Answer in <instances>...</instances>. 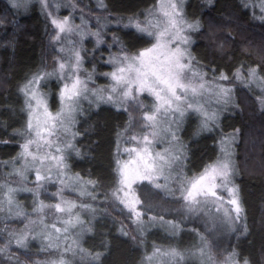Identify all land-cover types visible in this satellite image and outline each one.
Wrapping results in <instances>:
<instances>
[{
  "label": "snow or ice",
  "instance_id": "1",
  "mask_svg": "<svg viewBox=\"0 0 264 264\" xmlns=\"http://www.w3.org/2000/svg\"><path fill=\"white\" fill-rule=\"evenodd\" d=\"M28 2L11 0V5L19 8L27 6ZM39 3L42 10L48 12V0H39ZM183 4L184 0H157L143 20H129L126 27H134L142 36L148 37L145 43L149 46L135 53L121 47L119 54L110 56L105 62L112 64L113 70L102 73L110 81L108 85L90 86L95 84L94 70L81 75L84 56L77 42L69 41L72 47L68 49L67 58L61 57L52 71L36 72L19 88L24 97L23 110L27 119L24 129L15 133L23 142L12 164L14 172L9 176L14 174L26 181L25 173L31 170L35 180L31 187L28 183L13 186L8 180L0 182V237H7L0 240V264H4L5 259L16 261L13 243L17 249H27L29 241L38 237L42 251L59 254L50 264H76V257H79L80 264H85L86 260L95 264L100 260V253L86 250L81 243L83 236L92 232L91 226H85L82 213L94 215L95 206L64 195L66 190L79 188V197L87 196L91 201L98 198L95 181H84L78 173L73 175L70 171L71 156L81 155L75 141L80 135L76 124L78 115L83 113L84 101L97 107L101 103L111 104L125 111L128 110L126 101L136 106L138 119L135 123L130 120L125 128L128 139L123 146L117 144L113 169L115 186L110 198L114 204L127 209L128 219L137 226L141 236L150 208L143 198V194H150L149 189L142 187L145 182L151 189L179 202L188 218L208 217L213 225L220 224L227 231L235 230L234 226L242 220L244 212L238 186L234 183L236 168L232 145L235 136L222 137L220 155L197 174L188 176L184 171L187 157L184 146L179 142L181 124L187 117L195 116L202 131H213L218 127L221 112L232 103L233 88L220 82L228 81V75L220 73L208 80L207 74L195 62L190 51V33L198 31L200 23L185 17ZM258 8L260 15L257 18L264 21V0H258ZM48 15L51 17L52 14ZM51 23L57 30V40L61 39L60 34L75 33L81 39L86 34L69 17L52 18ZM92 35L96 37L97 46L103 43L99 32ZM60 51L65 49L62 47ZM51 77L61 82L58 93L60 107L55 112L49 108L47 95L41 87V82ZM231 79L246 87H257L260 91L256 99L264 111V75L257 67H250L245 72L241 66ZM145 94L152 98L146 109L139 100ZM235 131L239 132V129ZM16 161L20 162L19 168L15 166ZM46 184L59 185L51 194L57 202L45 203L40 199L41 190L47 191ZM20 192L31 193L35 218L18 202L17 194ZM45 209L53 210L50 222H46L49 213ZM147 219L171 226L174 235L180 227L179 222L165 220L163 216L153 215ZM11 220L20 221L23 227L8 230V221ZM36 225L40 226L39 232L34 227ZM119 231L124 236L129 235L123 226ZM193 231L197 239L191 248L182 251L175 247L154 246L151 253L145 255V264H152L158 257L166 258L165 264H184L189 258L197 259L198 264H251L247 257H240L235 250L217 262L209 239L198 230ZM132 239L143 243L135 233Z\"/></svg>",
  "mask_w": 264,
  "mask_h": 264
},
{
  "label": "trees",
  "instance_id": "2",
  "mask_svg": "<svg viewBox=\"0 0 264 264\" xmlns=\"http://www.w3.org/2000/svg\"><path fill=\"white\" fill-rule=\"evenodd\" d=\"M78 1L84 9L90 10L93 6L103 15L108 14V11L123 15L135 13L155 0H106L109 7L97 0ZM212 2L203 13V8L201 9L197 1L192 2L194 10H197L193 16H200L202 24L206 25L207 29V32L204 30L200 36L195 32L194 39L197 43L194 47L199 67L205 66L207 74L211 76L228 74L241 66L243 70L257 67L259 73L264 75V25L254 24L257 21L254 15L243 9L239 0ZM32 12L25 17H17L8 2L0 0V181L2 178L11 181L14 175L12 177L3 175L1 165L3 160L15 157L19 151L18 140L17 143L14 142V135L11 132L15 130L14 125L20 124L19 122L14 124L12 121L18 120L16 114L21 109L16 96L18 81L26 76L25 72L31 58L39 60L40 71L47 68L44 67V62L49 32L44 36V23L38 18L36 11ZM213 26L214 29H211ZM124 39L125 44L130 45L129 38ZM240 99L242 110L226 111L220 131L228 133L239 129L246 141H248L246 135H250L249 141L254 155L248 157L249 160L255 158L257 162L246 161L247 158L243 156L246 148L243 149L241 144L238 146L241 150L238 151L240 167L235 181L244 209L242 222L247 234L240 238L241 240L236 236L231 238L228 247L238 252L240 257H247L251 264H264V111H258L253 107V99L250 96L243 94ZM128 120L127 112L125 114L109 106L94 108L87 114L84 125L79 128L81 138L78 146L81 155L73 160L70 167L74 173L96 182L95 191L98 198L95 201L101 203L100 211L107 213L106 216L110 219L109 222L98 220L94 233L86 238V245L93 247L91 252L100 253V260L95 264H140L143 255L141 243L132 239L133 227L128 231L125 223H121L115 214L108 213L104 208L109 200V193L115 186L113 169L117 155L118 133ZM191 126L192 124L187 126L185 132H189ZM209 135L188 139L186 160L188 176L197 174L207 163L217 158L216 135ZM259 137L262 141L257 146L255 142ZM3 141L8 142L2 143ZM8 224L17 227L21 222L11 220ZM122 226L129 232L128 236L120 233L119 229ZM0 239L6 240L7 237ZM12 250L19 255L34 252L32 249L20 250L13 245ZM21 258L26 264H30L23 256ZM16 259L18 264H23L17 257ZM16 261L5 259L4 264H16Z\"/></svg>",
  "mask_w": 264,
  "mask_h": 264
},
{
  "label": "rangeland",
  "instance_id": "3",
  "mask_svg": "<svg viewBox=\"0 0 264 264\" xmlns=\"http://www.w3.org/2000/svg\"><path fill=\"white\" fill-rule=\"evenodd\" d=\"M4 2H8V4L12 7L11 5V0H2ZM100 4H104L107 7L110 5L106 0H97ZM199 6L202 9V13L207 10L211 5H212V0L211 3H208V0H196ZM243 9H247L249 11V14H253L255 19L257 20L254 22V24H259V25H264V21L258 19L257 17L260 15L259 13V8H258V0H239ZM194 0H184L183 4V10H184V15L189 21H194L198 20L200 23V28L197 32V35L200 36L204 30H206V25L202 24V19L200 16L194 17L197 13V10H194L195 7H193ZM48 3L50 5L48 12H45L42 10L41 5L39 3V0H29L27 3V6H21L19 8H13V12L16 14L17 17H25L26 15H30L31 12L34 13L36 11L38 13V18L42 23H44L45 30H44V36L47 35V44H46V60L44 62V67H47L43 70L46 71H52V69L56 66L57 61L61 58H67L68 56V49L72 47V44L69 43V41H74L77 42V47L80 48L82 56H84V62H83V69L84 71L81 72V75H86L87 73H93L94 70V85L90 86H95V87H104L110 83L108 78L104 76L102 73L105 72H110L113 70V65L106 63L110 56L119 54L121 51V47L129 51L130 53H135L139 49H142L144 47L149 46L147 43H145L146 40L149 38L146 36H142L140 33L136 31L134 27H126V25L129 24L130 19H140L143 20L146 15H148V11L152 8L157 3V0H155L152 4L140 8L135 13L131 14H123L119 15L117 13H113L108 11V14L103 15L100 12H97L96 8L93 6L90 7V10L84 9L80 4L78 0H48ZM254 4L256 6H254ZM247 5V6H246ZM142 9V10H141ZM48 13H51V17L48 15ZM201 13V14H202ZM252 16V15H250ZM64 17H69L71 19V22L75 26H79L80 29H83L85 31V36L83 39L79 35H76L75 33L73 34H60L61 39L57 40L55 38V34L57 33V30L51 23L52 18H58V19H63ZM253 17V16H252ZM110 21V23H109ZM208 26H211L208 24ZM215 26L211 27V29H214ZM99 32L100 38L103 40V43H101L99 46H97V40L92 33ZM195 32H191L190 35L192 37V43L190 46V51L192 56L195 58L196 61V47L195 44L197 43L194 39L195 37ZM116 38L115 40L113 38ZM125 38H129L130 40V45L125 44ZM210 38V36H207ZM64 48L65 51L61 52L60 49ZM38 61L33 60L32 58L29 60L27 72H25L26 76L22 77L18 81V88H17V103L19 106H21V109L17 111L16 116L18 117V120L12 119L13 123L19 122L17 126L14 125L15 130H12V134L14 135V142L17 143L18 140V145L23 142L21 136L16 135L15 133L17 130L22 131L25 127L26 124V119H27V114L23 110L24 109V97L23 94L19 92V88L23 86V84L31 78L33 74L36 72L40 71ZM199 64V63H198ZM38 65V66H37ZM32 66H36V68H32ZM30 68V69H29ZM42 68V66H41ZM200 68L207 74L206 67L205 66H200ZM243 70V71H247ZM236 71V70H235ZM231 72L226 75L230 77L228 81H220L221 83L230 85L233 88V99L232 103L229 104L226 108V110L222 111L219 117V122H218V127H216L213 131H202L199 127V120L195 116H189L187 117L183 123L180 126V130L178 132L179 136V142L184 146L185 152H186V157H187V145H188V139L189 138H197L199 136H203L205 134H213L216 135V154L217 157L220 155V140L222 137H226L229 135H234L235 136V141L232 145L233 148V160L236 168V173L234 176V183L236 184V177H238V169H239V152L241 151L238 146L241 144L242 148L245 149L246 151L244 152V157L247 158L246 161H256L255 158H251L249 160V155H254L253 153V148L251 145V141H249V138L251 137L250 135H246V138H248V141L245 140V137L243 138L239 132H236L234 130L225 133L221 132L220 129L222 127V121L226 117V111L232 110L234 111H240L242 110L241 102H240V96L243 94L247 95L248 97L250 96L253 101V107L256 108L258 111L260 109V106L258 104V101L256 99L259 89L257 87L250 86L246 87L244 84H242L240 81H236L231 79L233 74L235 73ZM218 77V76H217ZM213 76L211 75H206V79L212 80ZM41 87L42 91L47 95L48 98V105L49 108L55 112L59 109L60 107V100H59V90L61 87V82L58 81L55 77H51L46 79L45 81L41 82ZM139 100L142 102L144 108L146 109L147 107L150 106V102L152 100L151 97L147 96H141L139 97ZM100 106H106V107H112L116 110H120L128 116V121L127 124H125V127L121 129L120 134L118 136V143L123 146L124 142L127 141L128 137L124 133L125 128L129 126V121L131 120L133 123L136 122L138 119V114L135 111V104L131 101H126L125 102V107L128 108L127 111L124 110V108H117L112 106L111 104H104L101 103ZM94 108H98L95 104L89 105L87 101L83 102V113L78 115L77 120L78 123L76 124V129L80 133V129L84 123L85 120L87 119V114H90L91 111H93ZM14 117V116H13ZM23 126H22V125ZM191 129L189 132H185V129L187 126L191 125ZM229 125V124H225ZM22 126V127H21ZM20 127V128H17ZM17 129V130H16ZM195 129V130H193ZM258 130V129H257ZM260 130V129H259ZM209 135V136H210ZM81 138V134L77 136L76 138V145L78 146V141ZM262 138L259 137L257 141L255 142V145L258 146ZM159 147V146H157ZM241 148V149H242ZM18 149L20 151V148L18 146ZM237 149V151H236ZM18 151V153H19ZM17 153V155H18ZM81 153V152H80ZM17 155L11 159L8 160H3V164L1 165V169L3 170V175L8 176L9 173H13L14 169L12 167L13 161L17 157ZM78 156L72 155L70 158V167L73 163V160L77 158ZM187 160V159H186ZM185 167L184 171L188 175V165L187 161L184 162ZM15 166L17 168L20 167V162L16 161ZM246 169V168H245ZM71 173L75 175L71 169ZM14 175V174H13ZM27 180H23L20 176L12 175L11 182L13 186H16L20 183H28L29 187L33 186V182L35 180V174L33 171L28 170L25 173ZM80 175V174H79ZM80 177H82L80 175ZM84 181H87L88 179L82 177ZM5 180H2L0 182H4ZM59 187V185L56 184H46L47 191H44L43 189L41 190V195L40 199L43 200L45 203H55L57 202V198L52 196L51 194L54 193ZM142 187H145L146 189L150 190V194L145 193L143 194V198L148 201L150 204V208L147 211V215L145 217V223H144V232L142 236L140 233L137 231V226L132 223L130 219H128V212L127 209L123 208V205H118L114 204L112 199L110 198V193L112 191V188L110 193H109V200L107 201V204L105 205L104 208H106L108 213H112L113 215L115 214L117 216V219L121 221V223H125L128 231H130V228L133 227L132 231L138 236V239H142L143 243H141L142 246V251L143 255L140 261V264H145L144 257L147 253H151L152 249L154 246L156 247H163V248H168V247H175L179 250H186L191 248L193 245L194 241H196V232L193 231V229L198 230L202 235H205L208 239L210 244L212 245V254L217 262L221 261L223 257L230 251H232L228 245H229V240L231 238H234L235 236L237 239L244 238L247 234V231L244 228V213H243V218L240 222H238L234 227V231H227L225 230L224 226L220 224L213 225L211 220H209L208 217H191L188 218L185 215L184 209L181 207L180 203L173 200L171 197H165L162 192L156 189H151V186L147 185L146 182ZM80 191L79 188H77L75 191H65L64 195L66 197H69L71 199H77V200H83L84 202H89L92 203L95 206V214L93 215L92 213L89 212H83L82 217L85 219V226H91L92 232L87 233L83 236V239L81 241L83 247L88 250L92 251L93 247L92 245H86V238L88 236H91L94 233V227L96 223L99 221H104V222H109V218H107L105 212L100 211L102 205L99 201H91L88 200L87 196L84 197H79L78 192ZM226 195V194H225ZM17 200L18 202L24 207V210L29 213L30 207L33 205V197L31 193H26V192H20L17 194ZM143 207V205H142ZM230 207V206H229ZM45 212L49 213V215L46 217V222H50L52 220V215L53 213L52 209H45ZM104 213V214H100ZM30 214L32 215L33 218H35V213H32V207ZM55 215H61V214H55ZM163 216L165 220H173L174 222H179L180 227L176 230V234L174 235L172 232L171 226L164 224L163 222L157 220V221H150L147 219L148 216ZM89 221L91 222L89 225ZM9 225V229L11 231H15L21 227H23V224L21 223L19 226L15 227V225ZM36 228V231H40V226L36 225L34 226ZM75 231V230H73ZM0 240H5V239H0ZM241 240V239H240ZM136 241V240H134ZM137 242V241H136ZM13 246L15 244L13 243ZM27 249H32L34 252L31 253H16V257L23 263L26 264L25 261L21 258L22 256L26 261H28L30 264H50L51 261L57 259L58 253L55 251H42L41 250V242L39 237L35 240H30L29 245ZM26 249V250H27ZM22 250V249H20ZM14 252V251H13ZM21 256V257H19ZM70 258V257H69ZM17 260V259H16ZM166 258L158 257L154 258L152 261V264H165ZM76 264H80V259L79 257H76ZM85 264H93V262L86 260ZM184 264H198L197 259L189 258L187 259Z\"/></svg>",
  "mask_w": 264,
  "mask_h": 264
}]
</instances>
